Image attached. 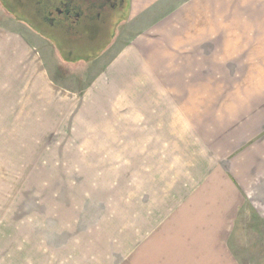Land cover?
Instances as JSON below:
<instances>
[{
  "label": "rangeland",
  "instance_id": "374dc122",
  "mask_svg": "<svg viewBox=\"0 0 264 264\" xmlns=\"http://www.w3.org/2000/svg\"><path fill=\"white\" fill-rule=\"evenodd\" d=\"M228 2L230 26L201 35L216 39L213 76L186 99L120 86L115 38L96 50L91 33L54 44L7 13L16 0H0V264H152L184 251L187 213L211 212L190 186L239 142L212 141L264 98V0ZM208 95L216 108L173 107L210 106ZM237 215L230 257L264 264V221Z\"/></svg>",
  "mask_w": 264,
  "mask_h": 264
},
{
  "label": "crops",
  "instance_id": "0c3cea01",
  "mask_svg": "<svg viewBox=\"0 0 264 264\" xmlns=\"http://www.w3.org/2000/svg\"><path fill=\"white\" fill-rule=\"evenodd\" d=\"M214 4V0H126L127 12L110 48L115 56L112 69L116 73L125 72L116 76L120 86L131 87L132 92L143 95L165 93L167 88L174 87L167 91L182 93L186 99L194 96L193 92L197 91L191 88L198 84L197 78L211 77L214 70L216 39L201 36L203 31L227 28L231 23L229 19H220L228 16V0L225 9L223 4ZM226 53L223 49L222 55L227 57ZM205 70L212 72L211 76ZM258 93H262L259 87L257 96ZM207 98L212 106L174 101L173 107L216 108L213 96ZM163 102L156 107L169 105V101ZM243 116L225 122L228 126L212 141L213 148L218 145L219 137L229 132L236 134L237 147L226 156L207 161L205 171L197 177L199 184L190 186L198 190L199 205H210L211 212L199 215L198 219L193 218L192 211L187 213L183 226L188 240L182 246L184 251L177 246L171 251H159L161 259L160 255L152 258V264H178V260L187 264H234L228 243L240 221L237 214L248 210L255 224L264 221L261 217L264 215V98L257 99L253 109Z\"/></svg>",
  "mask_w": 264,
  "mask_h": 264
},
{
  "label": "flooded vegetation",
  "instance_id": "af4514ba",
  "mask_svg": "<svg viewBox=\"0 0 264 264\" xmlns=\"http://www.w3.org/2000/svg\"><path fill=\"white\" fill-rule=\"evenodd\" d=\"M15 4L19 9L7 13L38 36L54 44L63 36L73 44L91 33L97 36L93 50L115 38L126 15V0H16Z\"/></svg>",
  "mask_w": 264,
  "mask_h": 264
},
{
  "label": "water",
  "instance_id": "95a60500",
  "mask_svg": "<svg viewBox=\"0 0 264 264\" xmlns=\"http://www.w3.org/2000/svg\"><path fill=\"white\" fill-rule=\"evenodd\" d=\"M63 38H65V37H63ZM65 39H66V38H65ZM111 39H113V36L111 37ZM78 41H79V40H76L75 42H72V43L75 45V44H78ZM73 44H72V45H73ZM69 45H71V44H69Z\"/></svg>",
  "mask_w": 264,
  "mask_h": 264
},
{
  "label": "trees",
  "instance_id": "16d2710c",
  "mask_svg": "<svg viewBox=\"0 0 264 264\" xmlns=\"http://www.w3.org/2000/svg\"><path fill=\"white\" fill-rule=\"evenodd\" d=\"M113 39H114V36H113ZM113 39H112V40H113Z\"/></svg>",
  "mask_w": 264,
  "mask_h": 264
},
{
  "label": "bare ground",
  "instance_id": "6f19581e",
  "mask_svg": "<svg viewBox=\"0 0 264 264\" xmlns=\"http://www.w3.org/2000/svg\"><path fill=\"white\" fill-rule=\"evenodd\" d=\"M127 12V11H126Z\"/></svg>",
  "mask_w": 264,
  "mask_h": 264
}]
</instances>
